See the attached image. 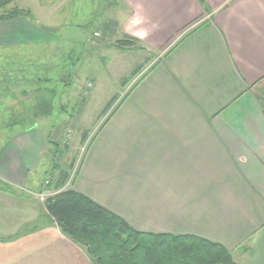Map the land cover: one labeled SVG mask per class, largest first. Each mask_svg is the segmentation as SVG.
I'll return each mask as SVG.
<instances>
[{
    "label": "crops",
    "instance_id": "1",
    "mask_svg": "<svg viewBox=\"0 0 264 264\" xmlns=\"http://www.w3.org/2000/svg\"><path fill=\"white\" fill-rule=\"evenodd\" d=\"M126 1V34L136 37L139 26L131 21L141 14L151 31L147 45H172L147 73L152 83L145 118L151 128L143 137L152 144L153 176L116 182L124 193L114 205L76 181L67 188L141 232L196 235L224 245L239 264H264V0ZM15 19L13 29H27L21 17ZM4 23L1 56L37 45L23 44ZM40 129L0 127V137L8 130L0 141V181L10 187L0 193L11 194L19 209L35 205L31 194L40 190L46 147ZM32 208L20 213L33 226L0 239V264H93L82 246Z\"/></svg>",
    "mask_w": 264,
    "mask_h": 264
},
{
    "label": "rangeland",
    "instance_id": "2",
    "mask_svg": "<svg viewBox=\"0 0 264 264\" xmlns=\"http://www.w3.org/2000/svg\"><path fill=\"white\" fill-rule=\"evenodd\" d=\"M15 8L26 13L18 21L27 29H13V19L5 20L6 31L16 30L23 44L37 40V45L0 55V127L34 119L46 136V147L36 186L40 190L31 194L36 204L23 203L19 209L11 194L0 193V239L33 226L20 213L26 207L48 215L45 200L55 193L62 171H69L70 184L76 181L112 205L124 193L116 182L153 176L152 144L143 137L151 128L145 118L152 83L148 72L172 47L152 49L141 40H134L133 47L117 45L133 37L124 29L131 14L126 0H15L0 13ZM40 90H47V99L52 92L56 95L50 114L47 102L38 98ZM7 133L1 131L0 141Z\"/></svg>",
    "mask_w": 264,
    "mask_h": 264
},
{
    "label": "trees",
    "instance_id": "3",
    "mask_svg": "<svg viewBox=\"0 0 264 264\" xmlns=\"http://www.w3.org/2000/svg\"><path fill=\"white\" fill-rule=\"evenodd\" d=\"M14 1L0 0V10L6 12L8 5ZM21 15H26L24 10L15 8L9 13H0V21L13 20ZM134 40L139 41L130 37L118 40L117 45L133 47ZM142 67L139 66L134 75ZM46 92L40 90L38 98L47 102V112L50 114L56 95L52 92L51 99H47ZM116 100L117 97H114L108 102L104 114ZM36 124L34 119H28L14 121L11 126L28 128ZM84 138L87 139V135ZM69 180V171H62L55 184V193L45 200V209L62 233L85 249L93 264H239L234 261L231 251L218 242L190 234L141 232L87 195L65 188ZM8 188L6 183L0 181L1 190Z\"/></svg>",
    "mask_w": 264,
    "mask_h": 264
},
{
    "label": "clouds",
    "instance_id": "4",
    "mask_svg": "<svg viewBox=\"0 0 264 264\" xmlns=\"http://www.w3.org/2000/svg\"><path fill=\"white\" fill-rule=\"evenodd\" d=\"M131 23L133 26H139L138 30L135 32L136 37L142 42H146L148 37L151 35L150 29L148 27H144V25L149 23L147 18L141 14H137V16L132 19ZM152 27L154 29L157 26L153 24Z\"/></svg>",
    "mask_w": 264,
    "mask_h": 264
},
{
    "label": "built area",
    "instance_id": "5",
    "mask_svg": "<svg viewBox=\"0 0 264 264\" xmlns=\"http://www.w3.org/2000/svg\"><path fill=\"white\" fill-rule=\"evenodd\" d=\"M40 196H46L45 193H41Z\"/></svg>",
    "mask_w": 264,
    "mask_h": 264
}]
</instances>
